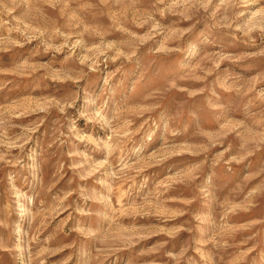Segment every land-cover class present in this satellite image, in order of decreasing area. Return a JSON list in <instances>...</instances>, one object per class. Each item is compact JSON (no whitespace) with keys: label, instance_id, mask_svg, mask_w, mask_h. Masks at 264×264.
Wrapping results in <instances>:
<instances>
[{"label":"rangeland","instance_id":"1","mask_svg":"<svg viewBox=\"0 0 264 264\" xmlns=\"http://www.w3.org/2000/svg\"><path fill=\"white\" fill-rule=\"evenodd\" d=\"M0 264H264V0H0Z\"/></svg>","mask_w":264,"mask_h":264}]
</instances>
